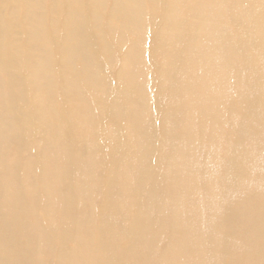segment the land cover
Wrapping results in <instances>:
<instances>
[{"label": "bare ground", "instance_id": "obj_1", "mask_svg": "<svg viewBox=\"0 0 264 264\" xmlns=\"http://www.w3.org/2000/svg\"><path fill=\"white\" fill-rule=\"evenodd\" d=\"M0 264H264V0H0Z\"/></svg>", "mask_w": 264, "mask_h": 264}]
</instances>
